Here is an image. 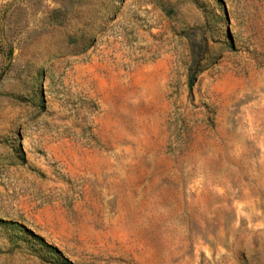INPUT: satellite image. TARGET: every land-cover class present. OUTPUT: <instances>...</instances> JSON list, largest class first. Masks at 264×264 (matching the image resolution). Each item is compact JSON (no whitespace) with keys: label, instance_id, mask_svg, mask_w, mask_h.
I'll use <instances>...</instances> for the list:
<instances>
[{"label":"rangeland","instance_id":"1","mask_svg":"<svg viewBox=\"0 0 264 264\" xmlns=\"http://www.w3.org/2000/svg\"><path fill=\"white\" fill-rule=\"evenodd\" d=\"M62 256L264 264V0H0V264Z\"/></svg>","mask_w":264,"mask_h":264},{"label":"trees","instance_id":"2","mask_svg":"<svg viewBox=\"0 0 264 264\" xmlns=\"http://www.w3.org/2000/svg\"><path fill=\"white\" fill-rule=\"evenodd\" d=\"M196 76H197V73L192 74V75L189 77V87H190L191 89L193 88L194 83H195V81H196ZM24 229H25V228H24ZM25 230L29 232V230H27V229H25ZM34 236H35V238L41 243V245H42L43 247H46L49 251H51V253H58V254L61 255L60 251H59L56 247H53V246L47 244V243L44 241L43 238H41V237H39V236H37V235H34ZM61 260H62V263H61V264H73L69 259H67V258H65V257H63V256H62Z\"/></svg>","mask_w":264,"mask_h":264}]
</instances>
